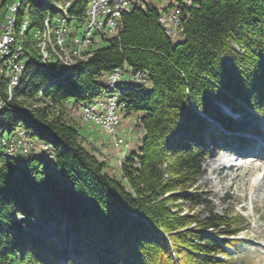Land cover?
<instances>
[{
	"label": "trees",
	"instance_id": "trees-1",
	"mask_svg": "<svg viewBox=\"0 0 264 264\" xmlns=\"http://www.w3.org/2000/svg\"><path fill=\"white\" fill-rule=\"evenodd\" d=\"M10 1L1 0L0 25ZM16 1L13 34L29 60L0 109V264H56L58 244L31 237L23 226L33 229L60 215L61 235L71 238L67 264H240L228 248H238L244 215L235 203L233 217L219 214L191 190L211 141L202 114L226 130L238 124L222 105L263 115L264 0L196 1L183 10L178 41L159 24L156 6L134 7L123 12L118 34L86 50L88 60L72 69L57 61L45 66L28 39L30 27L42 30L60 0ZM89 1L74 0L69 17L85 20ZM26 10L29 26L21 31ZM125 65L144 77L118 86L119 105L135 115L142 137L120 163V180L84 148L68 108L104 94L107 74ZM6 85L0 77L2 98ZM22 131L26 141L47 145L51 157L35 156L29 142L26 154L18 143L21 155L18 149L8 155L3 140L14 143ZM168 192L191 210L204 206L180 215L166 207Z\"/></svg>",
	"mask_w": 264,
	"mask_h": 264
},
{
	"label": "rangeland",
	"instance_id": "rangeland-1",
	"mask_svg": "<svg viewBox=\"0 0 264 264\" xmlns=\"http://www.w3.org/2000/svg\"><path fill=\"white\" fill-rule=\"evenodd\" d=\"M69 1L70 4L66 8L67 11L74 3V0ZM12 3H17V1L12 0L7 4L6 10H9L8 18L13 15V10L11 9L10 12L8 7ZM147 4L156 6L158 10H162L165 7V2L163 4L162 0H147ZM145 6L146 3L143 4L142 8H145ZM1 12L2 8H0V13ZM4 17L5 14L3 18ZM46 18L47 14L45 19ZM60 18V12L53 13V28L57 23H60L56 22L57 19ZM105 18L106 17L103 15L100 19H98L102 22L101 28L104 29L103 33L105 37L103 38L101 36L102 34L91 31L87 35V39L91 42L83 44L82 51L85 52L86 50H93L109 43L108 39L113 36V33L105 31ZM85 20H88L87 17ZM23 21L28 22L29 26L30 19L28 10L25 11ZM44 25L45 24L43 23L42 29L44 28ZM65 27L68 30V34L71 35L70 40L72 44H75L76 40L82 39L85 31L84 22L77 21L76 19H70L66 23ZM39 30H36L34 27H30L29 33L31 36L28 39L31 47L36 50L41 63H44L45 61V59H43V53L46 54V61H49V63L51 61H57L59 63V58L56 56L53 49H49V51L46 50L45 52L41 51L40 47H38L37 44L40 43L39 37L36 38L33 34ZM24 35L25 34L20 33V38L23 39V42L25 40ZM51 38L52 34L50 35L49 40L50 43L52 42L55 46V41ZM181 38L182 35L178 33V35L173 39L174 41H178ZM37 41L39 43H37ZM46 44L48 46L49 43L46 42ZM235 49L237 50L239 48L235 46ZM50 51L52 53H50ZM88 51L85 53H90ZM16 55L17 56L16 58L14 57L13 61L17 60L16 62H20V60L23 59L25 63H27L29 60V57L24 54L22 49H17ZM229 59V56H224L225 61H228ZM10 69L11 62L7 65L9 76L12 75V71ZM121 73L123 76L119 82H129L133 79L132 68L130 66H123ZM149 85L150 82L147 81L146 87L148 88ZM114 93L115 92L101 94L100 96L95 97L91 101H87L82 105H70L68 108V116L76 123L75 126L80 132L82 137L81 142L84 148L97 157V159L105 162L106 165L104 170L109 175L123 180L119 165L132 150L136 149L141 144L142 130L140 127L135 125V115L133 113L127 115L124 114L122 105H119L121 95L117 93L116 101L118 105L115 108V113L119 115L120 122L118 125L115 124L113 127H106L104 125L102 126L97 124L84 117L81 110L82 106L86 105L89 106L94 113L105 116L108 113L106 102ZM1 100L2 96L0 93V102ZM221 108L225 114L232 116L235 119L238 124V128L234 130H226L216 121L207 119V133L209 134L211 141H205L208 151L204 155L203 161L201 162L202 172L196 178V188L191 191L199 192L201 198L208 201V206H212L214 211L219 214L226 212L233 217V213L235 212L232 210V205L235 203V209L244 215L247 222L242 224L245 228L237 235L238 248L234 249L229 246V251L233 256H236L237 262L240 264H264V159L262 157L254 156L252 153H243L244 150L238 149L239 152H241V155L235 161V165L228 167L221 165L228 163V161H232V159H229V155L232 153L231 148L237 149L236 146L238 147V144L233 143H235V141L242 136H250V138L254 140V144L261 141L259 144L262 143L264 145V102H262V106L260 108L263 115L249 111L234 113L228 107L223 105ZM254 129L257 133L254 132ZM17 130H20V128H17ZM111 131H114L118 136L123 138V144L121 143L119 146L115 144ZM229 139H232L231 146L228 142ZM29 140L30 141L27 140V142L32 143L31 147L36 149L33 150L35 156L37 154V156L39 155L47 158L51 157L48 153H46V148H44L41 141L32 137H29ZM13 145L15 147V151L18 149V153L21 155L22 147L18 144L17 137H14ZM221 146H224L223 149L218 150ZM245 151H248L247 148ZM260 151H264V147H262ZM234 152L238 151L235 150ZM50 163H54V161L50 160ZM173 193L175 192H168L163 195L164 197H168V200H165L166 207L171 210L173 209L180 215H194L204 206L203 204H196L191 210L188 208V202L185 203L183 200H173V197H169L170 194ZM60 219L61 220L59 221L53 220L49 223L42 221L37 222L36 225L33 226V229L27 226H23V228L29 232L33 238L40 240L52 239L55 241L59 247L56 264H67L66 258L71 251V238L61 235L62 230L66 225L64 223L65 221L62 220L64 219L62 215H60ZM193 225L194 224H191V227H193Z\"/></svg>",
	"mask_w": 264,
	"mask_h": 264
},
{
	"label": "bare ground",
	"instance_id": "bare-ground-1",
	"mask_svg": "<svg viewBox=\"0 0 264 264\" xmlns=\"http://www.w3.org/2000/svg\"><path fill=\"white\" fill-rule=\"evenodd\" d=\"M99 0H90L88 3V6L85 9V17H87L88 20H83L82 22L88 23L90 20V14L92 7L96 2ZM196 1L199 0H180L179 3H175L174 9H172V3L171 2H165L164 9L160 10L159 18H163V26L165 28H172L173 25H175L176 28V34L178 35L180 31V23H181V16H175V13H183V10L186 8L192 6ZM70 4L69 0H60L57 4H55L53 7L61 13V22L57 23L56 26L52 27V19L51 17H47L44 20V28L40 31H37L33 35L36 37H39L40 43L38 46L40 47L41 51H49V49H53V51L56 53V56H58V61L62 65H64L67 69H72L76 64L80 62H86L90 56V53H85L82 51V45L85 43H88L89 40L87 39V35L91 31H95V33H100L104 35V29L101 28V20L100 19L103 15L106 17L104 22V28L105 31L109 33L111 24L113 22V13H119L120 12V5H113L111 7H103L102 12L99 15V17L96 20V29H92V27L85 26V31L83 33L81 40H76L75 44H72L70 38L71 35L68 34V30L66 29V23L68 20L72 19L69 17L67 12V7ZM145 3H137L132 4L126 7L124 11H129L134 7H141ZM11 4L8 6L10 7ZM17 8V4H13L12 6V12L15 13ZM15 19L14 16H11L7 20V26H6V36L5 39L2 41V48L4 49L0 53V77H4L6 79L7 85L6 90L4 93H6L5 98H2L3 102H0V109L5 105L6 102L9 101L11 98L12 93L14 92V89L20 81L25 77L27 74V65L23 59L20 60V62L13 61L14 57L16 58V50L21 49V44H17L14 38L13 34V27H14ZM61 23H62V29L61 32ZM27 22L23 21L21 25V31H25L27 29ZM120 31V28H113L110 33H113V36L117 35ZM52 34V38L55 41V46L50 43V35ZM51 38V39H52ZM52 41V40H51ZM48 42V46L46 44ZM19 51V50H18ZM53 52V53H54ZM50 53H52L50 51ZM51 55V54H50ZM49 55V56H50ZM54 55V54H53ZM18 58V57H17ZM46 54L43 53V59L44 65L46 66L49 61H46ZM56 58V57H55ZM11 62V71L12 75L9 76V72L7 70L8 63ZM111 73H121V69H115ZM133 73V72H132ZM133 79L129 81L130 83H138L142 82L144 80V77L142 73L135 72L133 75ZM121 77H107V83L105 85L104 94L109 92H115L108 98L106 102L108 113L103 115H98L92 111V109L89 106H82V113L83 116L86 117L89 120L94 121L97 124L104 125L108 127V125L101 119V117H106L108 119H112L111 123H109V126H114L115 124L118 125L119 121V115L115 113V108L117 107V101H116V95L119 94L120 89L118 86L121 85L119 80ZM117 93V94H116ZM1 100V101H2ZM105 127V128H106ZM110 129V128H109ZM115 131V129H114ZM114 131H111L113 140L117 146H119L121 143L123 144V138L118 136ZM21 137L18 139V143L23 145V153L26 154L29 152V143L24 138L23 131L19 133ZM257 140V139H256ZM254 140L251 139V143L247 146V150L251 151L254 156L262 157L264 158V151H260L262 147H264L260 141H258L256 144L253 142ZM3 142L7 146L6 153L8 155H12L15 151L13 141H9L7 139H4ZM257 145V146H256ZM44 148H48L47 145H44ZM263 153V154H258Z\"/></svg>",
	"mask_w": 264,
	"mask_h": 264
},
{
	"label": "built area",
	"instance_id": "built-area-1",
	"mask_svg": "<svg viewBox=\"0 0 264 264\" xmlns=\"http://www.w3.org/2000/svg\"><path fill=\"white\" fill-rule=\"evenodd\" d=\"M162 1H163V4H164V2H171L172 3V9H174L175 3H179L180 2V0H162ZM137 3H146L147 4V0H99L92 7L91 14H90V20H89L88 23H85V26H89V27H92V29H96V20L99 17V15L101 14L102 8L103 7H111L113 5H120V12L119 13H113V22L111 24V28H110L109 33L112 31L113 28H120V30H121L122 29V14H123V10H125L126 7H128L129 5L137 4ZM12 6H13V3L9 7L10 12H11ZM8 15L6 16L5 21L3 20L1 25H0V53H1V51L4 50L2 48V41L5 39V36H6V26H7ZM175 16H181V19L184 20L185 17H186V12L185 13H175ZM56 22H61V19H57ZM158 22L161 25V27L164 29L165 33L170 38L175 36V34H176L175 25H173L172 28H165L163 26V18H159V16H158ZM62 31H63V29H62V23H61V32ZM101 36L103 38L105 37V35H101ZM89 42H91V41H89ZM122 76H123L122 73H108L106 77L114 78V77H122ZM1 102H3V100ZM101 119L103 121H105V123L108 126H109V123H111V120H112V119H108L106 117H101Z\"/></svg>",
	"mask_w": 264,
	"mask_h": 264
},
{
	"label": "water",
	"instance_id": "water-1",
	"mask_svg": "<svg viewBox=\"0 0 264 264\" xmlns=\"http://www.w3.org/2000/svg\"><path fill=\"white\" fill-rule=\"evenodd\" d=\"M202 116L205 117V118H207L208 120H211V119H209L208 117H206L204 114H202Z\"/></svg>",
	"mask_w": 264,
	"mask_h": 264
}]
</instances>
